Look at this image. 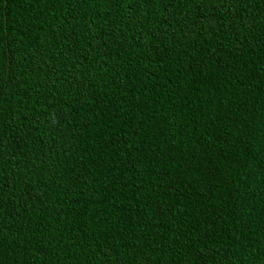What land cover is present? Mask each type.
Returning a JSON list of instances; mask_svg holds the SVG:
<instances>
[{
  "label": "trees",
  "instance_id": "trees-1",
  "mask_svg": "<svg viewBox=\"0 0 264 264\" xmlns=\"http://www.w3.org/2000/svg\"><path fill=\"white\" fill-rule=\"evenodd\" d=\"M0 264H264V0H0Z\"/></svg>",
  "mask_w": 264,
  "mask_h": 264
}]
</instances>
